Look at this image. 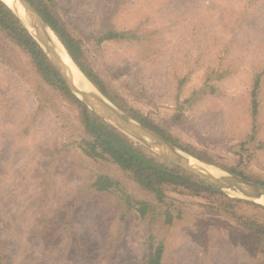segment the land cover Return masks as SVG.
Masks as SVG:
<instances>
[{
    "label": "rangeland",
    "instance_id": "obj_1",
    "mask_svg": "<svg viewBox=\"0 0 264 264\" xmlns=\"http://www.w3.org/2000/svg\"><path fill=\"white\" fill-rule=\"evenodd\" d=\"M56 1L106 80L133 106L225 166L240 162L236 143L251 129L248 91L263 72L264 138V0ZM105 22L120 28L141 23L150 35L141 42L99 44ZM209 65L224 69L214 81L217 91L202 95L171 126L178 82L184 78L182 96H188L203 84ZM46 89L50 101L30 56L8 46L0 34V239L6 264H139L147 237L144 222L133 211L123 218L116 192L87 190L95 173L115 169L82 159L72 144L79 131L78 108L57 90ZM243 162V168L264 177V151ZM192 205L186 218L162 233L168 245L165 264L262 260L243 238H233L215 216Z\"/></svg>",
    "mask_w": 264,
    "mask_h": 264
},
{
    "label": "trees",
    "instance_id": "obj_2",
    "mask_svg": "<svg viewBox=\"0 0 264 264\" xmlns=\"http://www.w3.org/2000/svg\"><path fill=\"white\" fill-rule=\"evenodd\" d=\"M28 1L40 12L81 71L118 107L198 159L217 164L236 175L264 185V177H257L251 170L241 166L245 157L251 158L264 151L260 122L263 72L254 77L248 91L247 109L251 118V129L236 143L240 162L225 166L197 152L190 143L175 134L171 127L133 106L124 94L106 80L90 61L82 39L70 30L58 12L56 0ZM0 34L8 46H19L30 56L39 76L40 87L46 93L44 99L50 101L49 91L46 89L49 87L57 90L66 101L78 108L79 131L72 139V144L82 159L88 164L93 162L98 166H110L115 169V173L103 170L95 173L86 188L91 193L116 192L123 202V218L133 211L144 222L147 237L139 264H165L168 245L162 233L186 218L193 203L198 205L200 211L215 216L217 221L226 225L233 238L241 237L258 250L262 255V260L258 264H264V205L253 200L230 196L216 186L168 162L101 119L71 92L44 50L3 0H0ZM149 35L150 33L143 31L141 23L120 28L112 22H105L101 24L96 40L99 44L110 40L135 43L146 40ZM223 76L224 69L209 65L203 84L194 88L188 96H182L185 85L182 78L175 89V101L169 124L178 125L186 110L196 100L204 94L215 93L217 84L214 81ZM116 173L119 175H115ZM130 186L136 187L135 191L138 193ZM178 196L195 198L197 202ZM196 222L197 230L203 233L205 230L202 224ZM5 253L4 242L0 239V264H6Z\"/></svg>",
    "mask_w": 264,
    "mask_h": 264
},
{
    "label": "water",
    "instance_id": "obj_3",
    "mask_svg": "<svg viewBox=\"0 0 264 264\" xmlns=\"http://www.w3.org/2000/svg\"><path fill=\"white\" fill-rule=\"evenodd\" d=\"M14 1L19 3L24 16L21 15L18 10H15L11 6L9 7L44 50L48 58L61 74V77L68 88L101 119L108 122L131 139L154 151L168 162L177 165L199 179L216 186L230 196L253 200L264 205V202L262 201L264 200V185L249 180L243 176L236 175L210 163H205L146 127L106 97L73 61L81 74H83L91 84V86L88 87V90L80 88L74 82V78L70 75L66 64L56 51L52 43L51 35V33L54 35L55 33L40 12L28 0ZM208 167L214 169V171L209 170Z\"/></svg>",
    "mask_w": 264,
    "mask_h": 264
},
{
    "label": "bare ground",
    "instance_id": "obj_4",
    "mask_svg": "<svg viewBox=\"0 0 264 264\" xmlns=\"http://www.w3.org/2000/svg\"><path fill=\"white\" fill-rule=\"evenodd\" d=\"M3 1L8 6H11L15 10H18V12L24 16V13H23L22 9L20 8L19 3H17L14 0H3ZM51 35H52V43H53L56 51L58 52V54L62 58L63 62L66 64L70 75L74 78V82L80 88H82L84 90H88V87L91 86L90 82L84 77L83 74H81V72L79 71L77 66L74 64L73 60L70 58V56L66 52V50H65L64 46L62 45V43L60 42V40L53 33H51ZM208 169L214 171V169H211L209 167H208ZM262 201L264 202V200H262Z\"/></svg>",
    "mask_w": 264,
    "mask_h": 264
}]
</instances>
